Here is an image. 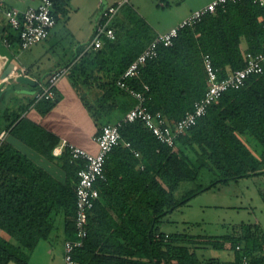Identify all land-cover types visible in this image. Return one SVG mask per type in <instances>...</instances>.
<instances>
[{
  "label": "trees",
  "instance_id": "16d2710c",
  "mask_svg": "<svg viewBox=\"0 0 264 264\" xmlns=\"http://www.w3.org/2000/svg\"><path fill=\"white\" fill-rule=\"evenodd\" d=\"M53 1L56 19L57 4L62 0ZM112 26L116 37L106 40L104 47L81 53L69 70L70 76L81 78L84 84L101 88L99 96L127 94L116 79L154 36L144 19L131 24V28L119 27L114 22ZM2 33L7 35L10 45L18 42L8 25L3 26ZM125 39L127 46L123 45ZM242 40L246 42L244 48ZM263 46L264 7L252 0L228 2L204 15L194 26L181 29L173 44L158 46L157 55L146 61L128 83L139 90L147 84L148 108L176 121L192 110L193 102L206 87L203 53L210 55L221 78L244 66L246 51L257 52ZM93 69V73L99 74H92ZM43 101L42 112H46L54 99ZM97 110H102V106ZM104 114L92 112L95 120ZM15 120L16 117L11 125ZM23 120L20 118V125H12L10 131L19 135L17 130L31 126L40 134L36 149L47 159H54L52 152L59 138ZM120 133L131 147L120 142L106 158L105 179L96 184L99 197L89 214L88 234L84 245L74 253L78 264H239L244 257L248 264H264L263 238L252 233L226 235L229 256L201 258L196 248H221L224 243L159 230L161 219L197 192L217 183L264 173V70L249 75L240 88L227 90L193 127L176 138L174 146L158 141L139 120L123 124ZM241 134L258 142L257 156ZM14 152L15 159L0 158V228L20 245L0 235V264H30L25 250H33L41 239L48 237L53 209L62 211L67 237H72L75 184L82 162L71 161L65 146L58 159L65 178L59 179L20 152ZM201 167L217 171L218 178L177 200L174 190L181 181L195 179Z\"/></svg>",
  "mask_w": 264,
  "mask_h": 264
},
{
  "label": "built area",
  "instance_id": "2783aa9c",
  "mask_svg": "<svg viewBox=\"0 0 264 264\" xmlns=\"http://www.w3.org/2000/svg\"><path fill=\"white\" fill-rule=\"evenodd\" d=\"M125 1L115 0L113 4L103 11L104 18L96 24L93 37L88 46L94 49L100 48L106 39L114 38L112 18ZM236 1L240 0H210L204 5L193 9L167 31L156 34L147 42L140 53L130 61L116 79V84L127 91L135 99V103L120 118L113 122L104 123L100 127V130L93 137L98 147L96 152L92 153L66 140L54 147L53 153L59 155L66 146L70 160L82 162V166L77 170V181L75 184L76 204L73 217V237L66 238L63 243L64 264H78L74 253L84 245L88 234L89 214L94 202L99 197V190L96 184L105 179L104 164L109 152L120 142L126 147H131L130 141H125L121 138L120 127L123 124L139 120L158 141L168 146H174L176 138L193 127L206 114L209 106L218 103L227 90L240 88L244 85L249 75L259 74L264 70V46L257 52L246 51L244 53V66L234 69L221 78L217 75V69L213 66L210 55L203 53L202 62L206 75V87L202 96L193 102L192 110L176 121H169L162 112L151 111L148 108L146 105L148 98L146 91L149 87L147 84H144L143 89L139 90L128 83L129 79L138 75L146 61L153 59L157 55L158 46L173 44L174 38L178 36L181 29L194 26L204 15L215 12L219 7L223 8L228 2ZM252 1L264 7V0ZM53 4V0H40L36 5H29L22 10L14 7L4 10L6 24L18 38L17 44L20 48H28L32 44L48 37L50 29L56 23L53 14ZM0 44L10 51V41L7 35L0 36ZM71 65L72 63H69L52 70L46 81L40 85V89L33 94L34 100L42 98L54 99L55 86L59 79L69 71ZM14 69L13 66V71ZM15 74L28 75L23 67ZM3 133L4 131L1 132L0 136ZM131 150L135 156H139L137 150L132 148ZM239 264H248L247 258H242Z\"/></svg>",
  "mask_w": 264,
  "mask_h": 264
},
{
  "label": "rangeland",
  "instance_id": "374dc122",
  "mask_svg": "<svg viewBox=\"0 0 264 264\" xmlns=\"http://www.w3.org/2000/svg\"><path fill=\"white\" fill-rule=\"evenodd\" d=\"M7 5L13 3L21 7L33 0H2ZM40 0H35L34 3ZM147 1V2H146ZM142 0L147 10L137 6L141 0H129L120 7L114 16L113 22L126 28L139 19H144L151 35L162 32L171 24L179 21L183 10H175L174 4L167 5L164 0ZM104 0H62L57 4V23L55 30L59 33L56 51L59 59L69 60L77 57L84 43L88 41L91 24L98 17L100 7ZM156 3H163L159 6ZM157 5V6H156ZM118 41H121L118 36ZM123 40V39H122ZM44 40L32 44L30 47H38L44 44ZM127 39L123 45L127 46ZM78 45L74 51L72 46ZM29 47V48H30ZM13 53L12 64L18 65L24 61V55L28 49H21L16 43L10 45ZM35 51V49H34ZM52 52V51H51ZM52 54V53H51ZM50 54V55H51ZM80 54V53H79ZM74 55V56H73ZM21 61V62H20ZM70 79L64 75L62 80ZM82 85V90L86 87ZM90 100V94H87ZM106 119V118H105ZM104 119V120H105ZM100 120V121H104ZM252 152L258 155L259 144L249 135ZM245 142L247 140L245 139ZM218 178V172L206 167H201L198 175L192 180H183L174 190V197L179 200L188 192L207 185ZM264 173L240 177L237 180H229L225 183H217L208 189L201 190L166 214L160 222L159 230L167 233L182 232L200 236L204 239H217L223 247L213 248L211 245L205 248H196L195 251L201 258L209 256L226 257L230 254L229 242H224L226 235L237 236L244 233H252L264 241ZM53 212V226L47 238L40 240L33 255L29 259L30 264H63L62 244L64 243V215L62 211ZM264 252V249H263ZM8 264H17L10 261Z\"/></svg>",
  "mask_w": 264,
  "mask_h": 264
},
{
  "label": "crops",
  "instance_id": "0c3cea01",
  "mask_svg": "<svg viewBox=\"0 0 264 264\" xmlns=\"http://www.w3.org/2000/svg\"><path fill=\"white\" fill-rule=\"evenodd\" d=\"M28 2L27 4L18 7L13 3L6 5L2 0H0V34L3 31V26L6 25V19L4 16V10L14 7L20 10L25 9L29 5H36L38 2L34 3ZM102 1V0H99ZM106 3L100 7V12L98 17H96L92 24L89 34L88 41L84 43L83 48L80 50L81 53L86 51L96 50L89 45L95 30L96 24L104 18L103 11L115 0H104ZM126 0L120 7H122ZM146 1V0H145ZM168 5L169 2L174 4L175 10H183L182 18L188 15L193 9L198 8L210 0H164ZM147 2V1H146ZM159 6H163V3H156ZM156 5V6H157ZM139 8L147 10L146 4L142 2L137 4ZM119 7V8H120ZM118 8V9H119ZM54 10V8H53ZM118 11V10H117ZM115 12V14L117 13ZM114 14V16H115ZM114 16L112 18V25ZM180 19V20H181ZM179 20V21H180ZM179 21L171 24L167 29L162 32H156L154 36L158 33H163L167 31L171 26L175 25ZM57 23V17H56ZM55 23V24H56ZM114 28V26H113ZM12 31V30H11ZM6 33V31L4 32ZM2 33V34H4ZM116 34L114 28V35ZM59 33L55 30V25L50 29L48 37L45 39L44 44L38 47L25 48L28 49L27 53L24 55V61L18 65L15 64L14 71L5 78L0 84V134L4 131L3 135L0 136V158L8 160L13 157L16 158L15 152L18 151L23 154L26 158L30 159L36 163L42 169L48 170L52 175L58 177L59 179L65 178L64 170L59 166L58 159L61 156L55 155V158L52 160L47 159L43 154H41L35 146H38L37 140L40 138L39 132L34 130L31 126H24L25 128H20L16 132L19 135H15L10 128L12 125L18 124V120L23 118V121H29L43 130L54 134L59 138V143L55 146H58L62 143L63 140H66L70 143H73L77 146L85 148L87 151L92 153L97 151V144L94 140L95 134L100 130V127L107 122H113L116 119L120 118L123 113L130 108L135 103V99L127 92V94H106L105 96H99L101 88L96 85H88L81 82V78H76L69 75V71L65 76L69 75L70 79L62 80L63 76L59 79L55 86V98L54 103L50 109L46 112H42L43 105L45 102L44 98L34 100L33 94L39 89L40 85L46 81L47 75L52 70L69 63H72L77 57L80 56L78 53L77 57H72L69 60L61 61L59 59V53L56 51ZM1 36V35H0ZM153 36V37H154ZM116 35L114 36V38ZM112 38V39H114ZM106 39V40H112ZM106 40L104 41L103 47L105 46ZM41 43V42H40ZM16 45L17 42H16ZM12 46V45H11ZM102 47V46H101ZM241 47H246V42L241 41ZM78 48V45L72 46L71 50L74 51ZM23 49V48H21ZM35 49V51H34ZM52 51V52H51ZM13 56V53L10 51ZM52 53V54H51ZM51 54V55H50ZM74 56V55H73ZM13 61V60H12ZM21 62V61H20ZM21 67L25 68L26 73L29 77L32 78L34 84H29L23 81H17L15 79L16 72L21 70ZM70 70V69H69ZM92 74L98 75L99 72H94ZM76 78V80H75ZM86 87L85 90H82V85ZM107 91V90H106ZM108 92H114L110 90ZM119 92V91H117ZM87 94H90L91 99L89 100ZM89 106L91 108H89ZM99 106H102V110H97ZM93 110L98 112L107 113L101 116L98 120L92 115ZM18 116V117H17ZM16 117V120L11 125V121ZM106 118V119H105ZM105 119V120H104ZM104 120V121H100ZM10 124V125H9ZM246 139L245 142L248 146H252L251 140L247 139L246 136L241 134V137ZM252 137V136H250ZM54 146V147H55ZM64 149V148H63ZM63 151V150H62ZM2 153V154H1ZM53 153V152H52ZM63 153V152H61ZM21 160L23 157L21 156ZM13 161V160H12ZM14 162V161H13ZM15 163V162H14ZM22 174V172H20ZM24 178H27V175L22 174ZM264 192V191H263ZM62 230L64 232L65 238L67 237V232L65 230V225H63ZM0 235L5 239L13 242L14 244L20 245L9 233L0 228ZM73 237V235H72ZM45 239V238H44ZM42 240V239H41ZM40 242V241H39ZM38 242V243H39ZM38 245V244H37ZM35 248L31 251L25 250L29 254V259L33 255ZM63 249V244H62ZM63 260V255H62ZM64 264V261H63Z\"/></svg>",
  "mask_w": 264,
  "mask_h": 264
},
{
  "label": "water",
  "instance_id": "95a60500",
  "mask_svg": "<svg viewBox=\"0 0 264 264\" xmlns=\"http://www.w3.org/2000/svg\"><path fill=\"white\" fill-rule=\"evenodd\" d=\"M12 59L13 56L10 51L0 44V84L13 71ZM15 79L17 81H23L29 84H34V81L28 75L18 74L15 76Z\"/></svg>",
  "mask_w": 264,
  "mask_h": 264
}]
</instances>
